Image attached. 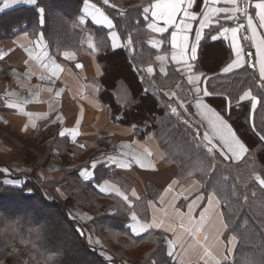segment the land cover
<instances>
[{"label": "trees", "instance_id": "trees-1", "mask_svg": "<svg viewBox=\"0 0 264 264\" xmlns=\"http://www.w3.org/2000/svg\"><path fill=\"white\" fill-rule=\"evenodd\" d=\"M153 1L109 0V6L103 0H87L112 20L111 29L123 44L118 49L111 48L106 28L94 25L89 19L85 20V27L78 26L85 0H37L38 7L22 5L1 13L0 43L11 41L20 32L30 37L41 32L57 58L65 49L92 54L102 71L92 82L98 87L97 97L109 119L132 129L139 139L153 138L165 156V163L178 168L179 181H197L199 193L203 194L200 208L211 194L218 200L223 232L216 264H264V186L255 179V175L264 179V85L247 66L223 73L232 58L231 50L224 42L210 40L223 23L205 32L194 70L209 76L207 101L215 105L247 148L246 155L238 162L223 157L215 149L208 153L199 130L186 119L176 99L163 91L173 89L179 80L183 85L174 67L169 66L166 76L147 71L150 66L156 67L154 58L158 54L147 43L151 32L147 29L148 13L143 11ZM39 8L44 9L42 16ZM86 34L88 40L92 36L91 47L84 42ZM209 47L214 53L207 54ZM245 91H250L258 101L254 110L250 101L240 100ZM176 97L184 99L185 94L179 91ZM172 108L177 109L176 114ZM8 132V128L0 126V136L13 144L14 153L20 156L18 153L34 151L37 165L48 157L56 141L52 139L53 142L39 147L43 135L30 141ZM92 155L88 154L86 163L66 170L60 180L44 181L42 185L7 163L0 166V264H11L8 249L13 244L20 245L25 254H31L36 264L128 261L183 264L168 255L157 231L150 229L133 235L128 226L130 207L95 187L100 178L114 175L104 167H97L91 181H81L79 172L87 168L83 166H89ZM18 180L21 183L11 184ZM71 201L93 215L95 235L104 243L106 256L87 237L88 225L71 217L68 208ZM148 202L149 197L134 202L138 217L147 215ZM141 219L148 222L150 218Z\"/></svg>", "mask_w": 264, "mask_h": 264}, {"label": "crops", "instance_id": "crops-1", "mask_svg": "<svg viewBox=\"0 0 264 264\" xmlns=\"http://www.w3.org/2000/svg\"><path fill=\"white\" fill-rule=\"evenodd\" d=\"M24 1L26 0H0V14L22 6L18 3ZM197 1L200 0H194V6L187 8V0H185V9L196 16L195 20H185L190 28L187 33L179 31L180 22L185 19L183 11L176 17V24L168 27L166 32L154 31L151 25L154 24L157 28L165 27V25L162 20H153L151 13L155 9L151 6L158 2H168V0H154L151 3L147 24L151 36L147 43L158 54L154 58L156 67H150L153 69L152 73L157 71L162 76L167 75L169 66L174 67L183 81L184 87L179 80L173 89L163 90L164 93L168 97L176 99L180 110L186 119L199 130L203 141H205L204 134L208 133L213 139V144L220 148L222 147L220 141L212 136L213 130L209 124V120L214 119L212 113L218 114L238 139L239 137L231 125L217 112L215 105L207 101L210 99V94L206 89V81L209 76L194 70L199 50L205 32L212 26L223 23L224 26L218 33L211 36L210 40L212 43L224 42L231 50L232 58L225 67L237 59V49L241 50L240 65L231 72L246 66L247 60L244 51L246 48L252 49L255 55L257 77L264 85V78H261L259 72L261 54L258 50L261 47L260 41L264 39V27H260L261 22L257 15L259 10L255 7L257 3L264 2V0H247V14H244L243 18L248 33L247 39L243 37L240 28L235 40L231 29L237 27L234 23L237 12L225 13L217 10L233 9L238 6L240 0H237L235 5L226 3L225 0H201L200 3ZM90 5L93 3L85 2L80 18V20H84V23H79L78 26L85 27V20L89 19L94 25L106 28L109 31L108 38L111 48H113L112 34L115 33V30L109 29L106 23L97 24L96 21L102 20L103 17ZM96 9L103 12L97 6ZM86 10L89 11V16ZM94 12L95 15H93ZM103 13L109 18L105 12ZM205 13L208 14L209 20L201 29L200 25L204 22ZM248 16H251L253 20L251 27L248 26ZM225 28L229 31L225 32ZM174 31L177 34V48H173L171 42ZM197 32L201 36L198 43L196 42ZM185 34L188 35L186 42L188 51L182 58L178 56L176 60H173V53H179V44ZM115 35L117 39L113 49H118L123 44L118 34L115 33ZM41 36L42 40L39 39ZM89 39L86 34L84 42L87 46H92V36ZM193 46L197 49L195 59L190 58ZM64 53H69L70 58H65ZM77 65L81 67H77ZM101 74V68L92 54H80L74 50L65 49L60 53V58L55 57L50 52L41 32L36 37H30L27 33L20 32L11 41L0 43V126L8 128V133L16 138L19 135L30 141L37 138L36 136L43 135L42 140L38 143L39 147L45 146L48 141L56 140L48 157L41 165H37L38 158L34 151H26L22 157H18L14 153L13 144L0 136V166L7 163V166L15 170L21 169L19 171L25 172L32 178L38 176L43 181H57L61 179L66 170L86 163L88 154L92 153L93 155L89 158V166H83L87 168L80 170L79 177L83 182L91 181L97 167H104L109 174L115 176L100 178L95 187L102 194L115 196L130 207L129 229L132 234V228H135L139 233L133 235H141L150 229L157 231V235L162 240V236L171 239V247L169 248L170 245H167V251L171 252L177 261L181 260L185 263L197 261L196 256L204 253V249L208 248L211 255L200 257L198 261L207 260L209 264H215L216 257L208 247V242L205 241L203 234L210 231L217 220L221 222V212L217 210L216 198L212 200V208L209 205V200L203 208H200L203 203V194L199 193L200 184L197 181L193 179L179 181L177 178L178 168L165 163V156L153 138L139 139L132 129L120 126L109 119L105 107L97 97L98 87L92 82ZM196 77H199V80L195 85L189 82L190 78L196 80ZM197 89L199 90L198 96ZM205 90L207 95H204ZM179 91L182 95L185 94L184 99L176 97V93ZM245 93H250V96L245 97ZM240 100L242 102L250 101L252 110L257 107L258 102L253 107V103L257 99L252 96L250 91H245ZM61 132H64L63 136L60 135ZM205 142L207 143V141ZM218 152L221 154L220 151ZM246 153L247 148L246 152L233 158L232 153L225 150L227 159H232L235 162L240 161ZM225 155L222 156L225 157ZM141 163L143 167L140 166ZM93 164H95L94 168ZM34 179L39 182L38 179ZM101 188L104 191H101ZM113 189H119L127 197V200L117 195ZM142 197H149L148 212L145 213L147 214L145 216L150 218L148 222L141 219L145 216L138 217L133 209L134 202ZM68 208L74 220L89 226L93 225V215L89 211L79 207L73 201L68 204ZM205 208L208 209V212L205 213V222L201 231L195 233L194 238L189 233V229L194 231L199 225L200 213ZM133 213L137 216L136 221L131 220ZM153 223L160 226L149 227L147 230L142 227V225H152ZM169 227L174 231H165V228ZM221 241L220 239V250L222 248ZM183 254L187 255V258L183 257ZM209 257L210 259H206Z\"/></svg>", "mask_w": 264, "mask_h": 264}, {"label": "snow or ice", "instance_id": "snow-or-ice-1", "mask_svg": "<svg viewBox=\"0 0 264 264\" xmlns=\"http://www.w3.org/2000/svg\"><path fill=\"white\" fill-rule=\"evenodd\" d=\"M29 3L33 4V5H37V0H28ZM85 2L87 3V0H85ZM226 3H230V4H236L237 0H225ZM103 4L104 5H109V0H103ZM111 6V5H109ZM185 0H168V2H163V3H155L153 4L151 7L153 9H155L154 11H152L151 16L153 18V20H162L163 24L165 25V27L162 28H157L154 24L151 25V27L153 28L154 31H158L160 33L166 32L168 27H171L173 25L176 24V17L183 11V17L185 18L184 20H182L180 22L181 27H179V31L182 33H187L190 31L189 25L185 22V20H195L196 16L195 14L189 13L186 9H185ZM194 6V0H187V8H192ZM91 8L95 9L96 12H99L100 16L103 17L102 20H97L96 23L97 24H104L106 23L108 28L111 29L113 27V22L111 19H109L106 15H104L103 12H100L99 9H96V6L90 5ZM256 9L259 10V12L257 13V15L259 16L260 19V27H264V2L261 3H257L255 5ZM247 8H248V4H247V0H245V3L243 5V7L237 6L233 9H229V8H224V9H218L217 11H223L225 13L228 12H240L241 14H247ZM144 13L147 14L149 12V8L145 7L143 9ZM44 9L43 8H39V13L43 14ZM93 15H95V12L93 13ZM227 18H233V17H227ZM236 19H239L238 17H236ZM248 19V26L251 27L253 24V20L251 16L247 17ZM209 20V16L207 13L204 14V22L201 23L200 27L201 29L204 27V24H206ZM41 23H43V19L41 18ZM80 23H84V20L81 19ZM242 27V24H237V27L232 28L231 32H232V36L233 39L235 40L236 35L238 30ZM225 32H228L229 29L225 28L224 29ZM201 36L200 33L197 32L196 33V42L198 43L200 40ZM215 38V37H214ZM40 40H42V36L39 38ZM117 39L115 33L112 34V40H113V48H115V40ZM245 39H247V37H245ZM188 41V35L185 34L182 37V40L179 44V53H173V60H176L177 57L179 56L180 58H182L188 51V45L187 42ZM171 42H172V46L173 48H177L178 44H177V34L174 31L172 33L171 36ZM260 45L261 47L258 49L260 51V67H259V72H260V76L261 78H264V39H262L260 41ZM91 47V45H90ZM196 47L193 46L191 47V59H195L196 58ZM240 49H237V59L232 63L229 64L227 67H225L223 69L224 73H229L231 72L235 67L240 65ZM65 58H70V54L69 53H64ZM77 67H81L80 65H77ZM147 71L149 73L153 72V69L151 67H149L147 69ZM41 79H43V77H41ZM199 80V77H196V80H192L190 78L189 82L192 83L193 85L196 84V81ZM207 91H204V95H207ZM199 95V90L197 89V96ZM250 96V93H245V97ZM258 101H254L253 103V107H255V103H257ZM181 107H183V105L181 104ZM172 112L174 114L177 113V109L176 108H172ZM214 119H210L209 120V124L212 128V136L215 137L216 139H218L220 141V144L222 147L217 148V146L215 144H213V139L210 137V135L208 133H205L203 136V139L205 141H207V152L208 153H212L214 149H217L218 151L221 152L222 155H225V150H227V152L232 153L233 158L238 157L241 153L246 152V148L245 145L243 143H241V141L236 137L235 133L232 132V130L230 129V127L221 119V117L218 114L212 113ZM73 132L75 133V130H73ZM61 136L64 135V132L60 133ZM211 145V146H208ZM83 147V146H81ZM225 158H228L227 155H225ZM139 163V161H137ZM141 167H143V164H140ZM95 167V164H93V168ZM255 179L259 182V184L261 186H264V179H261L259 176H256ZM117 195L122 196L123 199L127 200V197L123 195V193L120 192L119 189H113ZM101 191H104L103 188H101ZM133 195H135V193H133ZM214 199L213 196L209 197V205H211L212 200ZM218 202V201H217ZM131 206V205H129ZM208 212V209L205 208L203 212L200 213V221H199V225L195 228V230L193 231L192 229H189V233L192 234L195 238V233H198L201 231L203 223L205 222V213ZM131 220L132 221H136L137 220V216L135 213L132 214L131 216ZM159 227L160 225L153 223L152 225H142V227L147 230V228L149 227ZM131 227V226H130ZM181 227H183V224H181ZM225 227H227V225H225ZM174 231L173 228L169 227V228H165V231ZM133 234H139L137 232V230L135 228H132ZM205 239H207V237H205ZM203 247V245H201ZM170 247H171V242H170ZM172 253L169 252V255H171ZM211 253L209 251L208 248L204 249V256L208 257L210 256Z\"/></svg>", "mask_w": 264, "mask_h": 264}, {"label": "rangeland", "instance_id": "rangeland-1", "mask_svg": "<svg viewBox=\"0 0 264 264\" xmlns=\"http://www.w3.org/2000/svg\"><path fill=\"white\" fill-rule=\"evenodd\" d=\"M2 1H5V0H2ZM18 4L31 5V3L28 2V0L21 2V3H18ZM86 11H87V14L89 16V11L88 10H86ZM207 51H208L207 54L208 53L212 54V53H214L215 50H213V48L209 47ZM18 154L22 157V155L20 153H18ZM16 156H17V154H16ZM20 156H18V157H20ZM16 168H19V167H16ZM32 168H34V167H32ZM18 170H21V169H18ZM32 175H34L33 172H32ZM256 176L257 175H255V177ZM34 178L38 179L39 183L46 181V180L43 181L42 179H39L38 176H36ZM18 183H21V181L18 180L16 182H12L11 184H18ZM41 185H42V183H41ZM210 196H213V195L212 194L209 195L207 198V201L209 200ZM216 206H218L217 210L220 212V207H219L218 202H216ZM210 207L212 208V205H210ZM213 222L215 223V221H213ZM221 222H222V219H221ZM221 222L217 220V223L214 225V227L210 231H208L207 233L203 234V236L207 237V239H205V238L204 239H205V241L208 242V245H209L208 247L211 249V251L213 252V254L216 257L214 260L215 264L219 262L220 254H221V250H220V246H219L220 245L219 240L221 239L222 232H223V225H222L223 222L222 223ZM86 235L90 239L91 243L97 248V250L103 256H106V253H105L106 247H105L104 243L95 235L94 225H90V226L88 225V231H87ZM162 237H163L162 241L166 245V247H167V245H170V242H172L171 239L167 238L166 236H162ZM216 239H217V243H216ZM232 242L230 240L229 246H232ZM169 248H170V246H169ZM8 255H9L8 261L11 264H36L34 257L31 254H29V255L25 254L23 252L21 246L18 244H13L11 247H9ZM168 255H169V252H168ZM183 257L187 258V255L183 254ZM196 257H197V261H195V262L191 261L190 263H185L181 260H180V262H182L183 264H206V263H208L207 260L198 261L200 257H205L204 253H200V255L196 256ZM206 259H210V257L206 258ZM124 264H139V263L136 261H128V262H124Z\"/></svg>", "mask_w": 264, "mask_h": 264}, {"label": "water", "instance_id": "water-1", "mask_svg": "<svg viewBox=\"0 0 264 264\" xmlns=\"http://www.w3.org/2000/svg\"><path fill=\"white\" fill-rule=\"evenodd\" d=\"M245 3V0H240L238 2V6L243 7ZM236 17H238L239 19H236V21L234 22L236 25L237 24H242V34L247 37L248 33H247V28L244 22V14H241L240 12H237ZM244 54L246 56V66L248 68V70L254 75V77H257V70H256V66H255V55H254V51L252 49L246 48L244 51Z\"/></svg>", "mask_w": 264, "mask_h": 264}]
</instances>
